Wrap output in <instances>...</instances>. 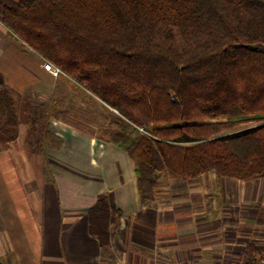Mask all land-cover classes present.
Returning <instances> with one entry per match:
<instances>
[{
  "label": "trees",
  "instance_id": "1",
  "mask_svg": "<svg viewBox=\"0 0 264 264\" xmlns=\"http://www.w3.org/2000/svg\"><path fill=\"white\" fill-rule=\"evenodd\" d=\"M0 22L102 102L92 136L126 150L143 205L172 179L264 178V0H0ZM18 108L0 72V147ZM24 111L28 144L58 149L57 108ZM88 214L111 256L121 214L106 197Z\"/></svg>",
  "mask_w": 264,
  "mask_h": 264
},
{
  "label": "crops",
  "instance_id": "2",
  "mask_svg": "<svg viewBox=\"0 0 264 264\" xmlns=\"http://www.w3.org/2000/svg\"><path fill=\"white\" fill-rule=\"evenodd\" d=\"M25 47L29 46L0 22V72L19 107L18 136L0 147V253L8 248L15 264H112L116 252L122 255L116 264H179L180 256L172 257V262L167 254L171 235L183 225L194 228L203 221H225L224 207L233 194L242 201L249 195L251 206L260 202L259 208H245L264 215V178L242 181L205 173L189 180L213 174L217 186L213 196L206 191L188 193L192 201L174 200L157 209L142 204L135 164L126 150L95 138L94 131L67 124L49 126L62 138V145L58 149L47 147L44 153L34 149L26 140L27 116L18 98L28 86L27 75H35L39 81L50 73L32 48L41 60L38 73L22 67ZM16 71L23 77L13 78ZM100 197L107 198L112 214H121L109 247L111 256L90 232L88 212ZM214 199L220 200L221 213L218 207L213 208L218 211H209L212 205L208 203L203 206L207 200L214 204ZM233 201L238 203L235 197ZM184 205L189 206L188 212L182 211ZM150 227L159 234L154 239L144 231ZM133 243L137 251L149 253L129 255L126 246Z\"/></svg>",
  "mask_w": 264,
  "mask_h": 264
},
{
  "label": "rangeland",
  "instance_id": "3",
  "mask_svg": "<svg viewBox=\"0 0 264 264\" xmlns=\"http://www.w3.org/2000/svg\"><path fill=\"white\" fill-rule=\"evenodd\" d=\"M22 67L29 69L31 73H38L40 61L30 47H25L23 50ZM19 71L15 72L13 78L23 77L19 75ZM28 76V77H27ZM26 79L28 86L22 94L19 95V104L23 110L25 100L31 99L35 106L45 111L53 106L57 108L56 116L50 119L49 126L54 128L60 125H70L87 132H93L97 129L98 125L105 121L106 112L101 108V101L94 95L89 99L84 95V88L76 85L66 74L54 76L49 74L48 77L37 79L35 75H27ZM27 116L25 111H22ZM213 174L199 177L196 180H170V186L165 190L166 193L161 195L158 202L151 205L152 208L168 207L174 200H181L184 202L189 200L188 195L195 192H208L213 196L217 188L213 184ZM31 182L27 181V185ZM232 188V187H231ZM189 193V194H188ZM212 193V194H211ZM179 194L180 198L174 199L172 196ZM233 197L237 202L233 201ZM247 202L242 201L240 197L233 194L224 210L226 211L227 218L225 221L219 219L218 222L203 221L198 227H183L171 235L172 241L168 247L167 254L169 253L170 260L175 255L180 256L179 264H213L214 261L220 260L224 264H249V259H256L257 264H264V215L260 213L247 212L246 206H251L249 195L246 196ZM211 200V199H209ZM207 200L205 204L212 205L209 211H218L221 213L222 208L218 202L219 199H214L215 203ZM248 203V204H246ZM230 204V206H229ZM261 203L252 205L251 207H258ZM198 204L196 206H200ZM187 207L183 206V212H188ZM213 208H216L215 210ZM263 215V216H260ZM250 216V217H248ZM249 219V220H248ZM187 225V224H186ZM155 231L150 227L145 230L149 233L148 237L154 239L158 236L157 229ZM143 234V233H142ZM145 236V233L143 234ZM153 235V236H152ZM255 244V247L250 246ZM128 244L126 246L128 254L133 256L135 253H140L146 256L147 252H139L136 249V244ZM152 246H150V258L152 257ZM126 252V253H127ZM147 252V253H146ZM10 250L8 248L0 253V261L2 264H15L10 258ZM178 253V254H177ZM128 256V255H127ZM122 255L117 252L114 254L112 264L120 262ZM174 262V261H172ZM151 263V261H150ZM141 264V263H140ZM174 264V263H171Z\"/></svg>",
  "mask_w": 264,
  "mask_h": 264
},
{
  "label": "built area",
  "instance_id": "4",
  "mask_svg": "<svg viewBox=\"0 0 264 264\" xmlns=\"http://www.w3.org/2000/svg\"><path fill=\"white\" fill-rule=\"evenodd\" d=\"M42 64H43V68L54 76H58L60 74H63V71L59 67H57L55 64L48 61L47 59L42 58ZM140 130L143 131L142 128ZM213 264H224V263L220 260H216V261H214Z\"/></svg>",
  "mask_w": 264,
  "mask_h": 264
},
{
  "label": "water",
  "instance_id": "5",
  "mask_svg": "<svg viewBox=\"0 0 264 264\" xmlns=\"http://www.w3.org/2000/svg\"><path fill=\"white\" fill-rule=\"evenodd\" d=\"M0 264H2V262L0 261Z\"/></svg>",
  "mask_w": 264,
  "mask_h": 264
}]
</instances>
